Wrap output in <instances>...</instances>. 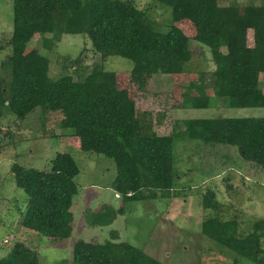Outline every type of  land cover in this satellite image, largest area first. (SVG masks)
Here are the masks:
<instances>
[{
    "label": "trees",
    "instance_id": "trees-1",
    "mask_svg": "<svg viewBox=\"0 0 264 264\" xmlns=\"http://www.w3.org/2000/svg\"><path fill=\"white\" fill-rule=\"evenodd\" d=\"M156 1L171 10L170 24L163 26L167 31H161L162 25L148 10L132 0H14L11 53L1 64L3 69H9L10 78L0 83V117L10 113L24 119L36 113L37 108L42 114L60 111V127L74 147L114 160L117 174L112 187L124 203L173 196L179 174L175 141L181 136L184 146L195 144V153L201 147L205 153L233 147L245 161L264 170V117L177 120L170 134H161L156 128L165 123L166 113L158 112L155 117L151 110L138 109L129 89L120 85L116 72L105 67L111 55L132 60L130 80L145 92L154 74L172 77L186 72V64L193 58V37L210 48L215 64L210 72L214 95L226 98V106L232 108L264 107V4ZM36 34L42 37V50L46 51L56 45L50 34H85L102 60L84 71L82 53L75 58L65 56L66 68L74 66L79 77L65 69L58 78H52L50 57L40 48L28 50ZM203 90L185 94L182 106L209 108L211 95L202 94ZM233 161L228 156L222 163ZM11 169L16 185L28 195L22 226L55 240L69 238L73 233L71 208L78 193L75 178L80 173L74 156L57 152L44 170L18 162ZM225 206L215 190L208 189L203 194V209L213 210L214 214L204 217L202 234L227 249L236 264L243 260L247 264H264V218L254 219L252 230L242 234L240 215L227 217ZM123 211L121 207L108 212L107 218L101 213L93 224L107 225L117 212ZM112 235L115 239L103 243L75 241L74 264H165L128 241H117L116 231ZM4 242L9 243V239ZM0 264H40V258L36 249L20 239L0 258Z\"/></svg>",
    "mask_w": 264,
    "mask_h": 264
},
{
    "label": "rangeland",
    "instance_id": "rangeland-1",
    "mask_svg": "<svg viewBox=\"0 0 264 264\" xmlns=\"http://www.w3.org/2000/svg\"><path fill=\"white\" fill-rule=\"evenodd\" d=\"M132 1L138 7L148 10L149 15L162 25L161 31L168 30L163 29V26L170 24V8H164L156 0ZM13 2L0 0V83L10 78L9 69H3L1 64L11 53ZM249 3L262 5L264 0H220L221 5ZM182 25L185 26L184 23ZM187 30L191 35L192 31ZM48 36L54 37L56 42L52 50H42L43 39L39 34L33 37L28 50L40 48L44 55L50 57L52 78H58L65 69L75 78L79 77L74 72V66L66 68L65 56L75 58L82 53L84 71L87 66L102 60L101 54L93 48L85 34ZM248 37L252 45V30ZM190 49L193 58L186 64L184 74L172 77L154 74L148 79L145 92L138 90L130 80L134 67L132 60L111 55L105 61V67L116 72L120 85L129 89L138 109L151 110L155 117L158 112L166 113L165 123H156L159 126L156 129L161 134H170L177 120L264 117V107L232 108L226 106V98L214 95L210 72L215 69V64L211 60L210 48L191 37ZM222 51L226 52L227 48L223 47ZM190 77L195 81L190 80ZM261 77L264 90V73ZM201 88L204 89L202 94L211 95V106L184 108L183 96L188 92L196 94ZM36 110V113L32 112L24 119L10 113L0 117V258L7 255L16 240L21 239L36 249L40 264H74L75 241L85 239L103 243L115 239L112 232L116 231L117 241H128L165 264H236L234 256L227 249L219 247L214 240L202 234L204 217L214 214L213 210L203 209L202 196L208 189L215 190L218 199L226 205L227 217L240 215V232H250L251 222L264 218V170L255 167V163L245 161L233 147H219L208 153L201 147L195 153L192 150L195 144L184 146L185 140L181 136L175 141V162L179 174L173 196L124 203L122 196L112 187L117 174L114 160L74 147V142H69L67 132L60 127L63 115L60 111L42 114L40 108ZM15 141H18L17 145ZM64 151L71 153L80 167V173L75 178L78 193L71 208L74 216L73 233L67 239L55 240L22 226L28 195L16 185L11 168L18 162L26 167L48 169L56 153ZM228 156L234 161L224 165L222 162ZM121 207H124V213L117 212L113 222L104 226L93 224L99 214L105 213L104 218H107L109 215L106 213ZM6 238L9 243L4 242ZM262 243L264 246V239ZM245 263L246 260H243L241 264Z\"/></svg>",
    "mask_w": 264,
    "mask_h": 264
},
{
    "label": "crops",
    "instance_id": "crops-1",
    "mask_svg": "<svg viewBox=\"0 0 264 264\" xmlns=\"http://www.w3.org/2000/svg\"><path fill=\"white\" fill-rule=\"evenodd\" d=\"M262 78V77H261Z\"/></svg>",
    "mask_w": 264,
    "mask_h": 264
}]
</instances>
